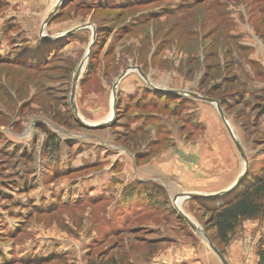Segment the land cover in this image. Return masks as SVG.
<instances>
[{
    "label": "rangeland",
    "instance_id": "1",
    "mask_svg": "<svg viewBox=\"0 0 264 264\" xmlns=\"http://www.w3.org/2000/svg\"><path fill=\"white\" fill-rule=\"evenodd\" d=\"M61 1L0 0V264H147L193 232L176 196L264 171V0ZM151 160L171 194L138 187ZM236 190L179 207L210 237ZM262 240L264 212L213 243L251 264Z\"/></svg>",
    "mask_w": 264,
    "mask_h": 264
},
{
    "label": "crops",
    "instance_id": "2",
    "mask_svg": "<svg viewBox=\"0 0 264 264\" xmlns=\"http://www.w3.org/2000/svg\"><path fill=\"white\" fill-rule=\"evenodd\" d=\"M192 95H198V94H194V93L190 94L192 98L198 99ZM158 163L159 162H155V161H152L147 164L144 163L137 164L132 162L131 165L132 169L130 172L133 174V178H135V180H138L141 184L156 183L161 187H163L168 194H171L175 186L168 185L170 181L168 182L164 181L166 180L165 179L166 178L165 175L167 173L166 171L169 168L164 169L163 165H160ZM180 171L181 168L175 166L169 172L171 175H173L171 178L173 180L178 181L176 185H181L180 182H183L182 184H186L184 182L185 178L182 175H179L180 173H182ZM152 242L153 243L158 242V244L161 243L160 245L163 246V248L160 251L161 253L155 255L153 259L149 260L147 264H222L219 258L217 257V255L210 248L209 244L205 242V239L201 238L194 231L192 232V234H189L186 237L185 236L168 237L162 235L161 237L158 238V240H153ZM237 251H240V253L244 254V251L240 250L237 247H234L231 250H229L228 254L231 256H235V253L236 254L238 253ZM228 254L225 255V259L229 264H242L241 263L242 261L233 262V259H231L228 256ZM257 262H258V257L254 255L253 262L251 264H256Z\"/></svg>",
    "mask_w": 264,
    "mask_h": 264
},
{
    "label": "trees",
    "instance_id": "3",
    "mask_svg": "<svg viewBox=\"0 0 264 264\" xmlns=\"http://www.w3.org/2000/svg\"><path fill=\"white\" fill-rule=\"evenodd\" d=\"M245 179L237 187L236 194L233 198L209 207L206 210V215L209 216L206 224L207 232L213 231L210 238L213 242H218L220 245H228L235 234L239 224L245 220H253L261 216L264 212V171L256 179L247 182ZM245 184V185H244ZM134 186V187H133ZM146 184H138L139 188H146ZM132 189L129 191L130 196L126 198L131 202L135 196L133 194L137 191L135 184L128 185ZM161 189V198H163L165 191ZM142 190V189H140ZM144 191V190H143ZM142 191V192H143ZM156 202L151 200L150 202ZM151 203V204H153ZM180 217H178L179 219ZM221 250V249H220ZM223 254V251H221ZM258 262L256 264H264V240L259 244L257 250Z\"/></svg>",
    "mask_w": 264,
    "mask_h": 264
},
{
    "label": "water",
    "instance_id": "4",
    "mask_svg": "<svg viewBox=\"0 0 264 264\" xmlns=\"http://www.w3.org/2000/svg\"><path fill=\"white\" fill-rule=\"evenodd\" d=\"M66 0H62L61 3L59 4V7L62 6V3H64ZM80 73V72H79ZM79 76V75H78ZM77 76V77H78ZM77 80V78H76ZM74 93V90H73ZM117 94H118V84L114 87V91H113V119L116 118V113H117ZM198 99L204 100L210 104H216L213 100L199 96V95H192ZM74 112L76 113V109L75 106H73ZM219 111L221 112V109L219 108ZM223 116V115H222ZM224 118V117H223ZM111 120L106 122L105 124L102 125H85L89 130L91 129H100V128H104L106 126H109L111 124ZM235 138V137H234ZM237 147L239 148V145L237 142H235ZM247 162V161H246ZM247 168L245 169V171L242 173V175L236 180V182L229 187L227 190L220 192V193H216V194H211V195H204V194H182V195H178L174 198V208L177 212V215L186 222V224L197 234H201L203 236V238L207 241V243L209 244L210 248L213 250V252L217 255V257L219 258V260L221 261L222 264H229L227 262V260L225 259V257L223 256V254L218 250V248L214 245L213 241L211 240V238L207 235V233L196 223H194L186 214L185 212H183V210H181V208L177 205V201L179 199H206V198H218V197H224L225 195L230 194L231 192H233L239 185L240 183L243 181V179L246 178L247 176Z\"/></svg>",
    "mask_w": 264,
    "mask_h": 264
},
{
    "label": "bare ground",
    "instance_id": "5",
    "mask_svg": "<svg viewBox=\"0 0 264 264\" xmlns=\"http://www.w3.org/2000/svg\"><path fill=\"white\" fill-rule=\"evenodd\" d=\"M112 102H113V99H112ZM112 118H113V114H112L111 118L108 121H110ZM177 205L179 206V201L177 202Z\"/></svg>",
    "mask_w": 264,
    "mask_h": 264
},
{
    "label": "flooded vegetation",
    "instance_id": "6",
    "mask_svg": "<svg viewBox=\"0 0 264 264\" xmlns=\"http://www.w3.org/2000/svg\"><path fill=\"white\" fill-rule=\"evenodd\" d=\"M205 98H208V97H205ZM208 99H210V98H208ZM212 100V99H211Z\"/></svg>",
    "mask_w": 264,
    "mask_h": 264
}]
</instances>
